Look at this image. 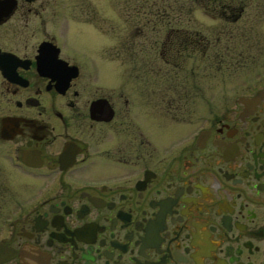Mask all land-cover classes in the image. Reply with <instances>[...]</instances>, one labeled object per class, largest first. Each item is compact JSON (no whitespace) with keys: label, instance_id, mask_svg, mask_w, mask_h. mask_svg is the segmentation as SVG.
<instances>
[{"label":"flooded vegetation","instance_id":"obj_1","mask_svg":"<svg viewBox=\"0 0 264 264\" xmlns=\"http://www.w3.org/2000/svg\"><path fill=\"white\" fill-rule=\"evenodd\" d=\"M170 2L212 25L152 22L153 52L193 56L195 88L202 59L245 68L200 113L181 100L202 96L107 78L61 0H0V142L28 181L2 212L0 264H264V0Z\"/></svg>","mask_w":264,"mask_h":264},{"label":"rangeland","instance_id":"obj_2","mask_svg":"<svg viewBox=\"0 0 264 264\" xmlns=\"http://www.w3.org/2000/svg\"><path fill=\"white\" fill-rule=\"evenodd\" d=\"M84 2L89 3L88 8L95 9L93 12L97 15L96 20L82 21L81 12L86 8L78 7ZM102 2L103 0H61V7L64 8V13L70 15L64 20L67 19L66 22L72 24V27L67 26V28L73 31L75 43L86 44L88 50L83 47L82 49L89 51L88 54L93 55L95 60L103 61L106 66V77L117 84L120 83L123 88L129 90L132 76L136 75L147 81L146 84L153 87L154 93L159 96L180 95L185 98L186 96H202V100L192 101L189 98L181 100V103L185 104L183 107L191 111L194 108L195 112L200 113L206 99L217 96L221 92H230L235 81L243 76L245 68L237 67L233 70V68H226L223 63H213L202 59L201 66L195 75V82L198 83L195 88L194 78L190 77L188 72L189 68L193 69L195 66L194 57L190 55L184 57L181 52V55L175 56L176 53L170 49L169 52L164 53V59L179 61V63L177 65L173 62L164 63V59L158 56L156 51H152V45L148 43L149 37L145 34L146 32L148 34V30L152 28V22L154 28L158 26L164 29L168 26L171 29L198 28L201 32H205L206 29L209 31L212 25L210 19L202 17L200 22L197 21V26L193 20L185 21L178 18L177 11L183 12V10L173 9L177 5L170 0L169 6L172 9L167 7L163 10L160 7L158 10L163 13L162 18L147 16L149 11L146 6L150 0H118L116 4L112 0H104L105 5ZM82 6L85 5L80 7ZM193 12L195 13V10ZM193 12L192 15L195 16ZM147 18L151 24H147ZM137 28L144 29L143 35L136 32L140 30ZM262 44H264V36L255 44L257 53H260L261 48L264 49ZM158 47L157 45L156 48ZM147 64H153L152 66L158 68L154 71L147 68L142 70V67ZM141 82L139 80L138 84L140 85ZM5 147L6 145L0 142V218L5 208L12 205L15 198L20 197V192L27 187L26 182H28L25 175L23 176L7 162L3 151Z\"/></svg>","mask_w":264,"mask_h":264},{"label":"water","instance_id":"obj_3","mask_svg":"<svg viewBox=\"0 0 264 264\" xmlns=\"http://www.w3.org/2000/svg\"><path fill=\"white\" fill-rule=\"evenodd\" d=\"M12 7V4L10 5ZM11 9V8H10ZM10 11V10H9ZM7 13V12H6Z\"/></svg>","mask_w":264,"mask_h":264}]
</instances>
